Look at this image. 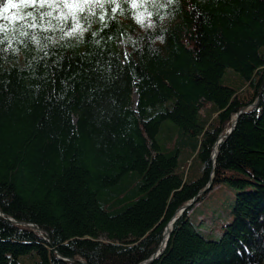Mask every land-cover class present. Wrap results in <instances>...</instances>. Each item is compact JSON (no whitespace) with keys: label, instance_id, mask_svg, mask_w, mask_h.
Returning a JSON list of instances; mask_svg holds the SVG:
<instances>
[{"label":"trees","instance_id":"trees-1","mask_svg":"<svg viewBox=\"0 0 264 264\" xmlns=\"http://www.w3.org/2000/svg\"><path fill=\"white\" fill-rule=\"evenodd\" d=\"M210 178L151 264H264V0H0V209L50 239L0 264H139Z\"/></svg>","mask_w":264,"mask_h":264},{"label":"water","instance_id":"water-1","mask_svg":"<svg viewBox=\"0 0 264 264\" xmlns=\"http://www.w3.org/2000/svg\"><path fill=\"white\" fill-rule=\"evenodd\" d=\"M257 103H258V98L256 99L255 102L251 103L248 106L242 107L237 112H235V114L233 116V120L231 119L230 127L225 132H222L220 134L217 142L213 146V152H212V157H211L213 163L215 162V159H216L217 154H218L217 146L219 145V143H221L235 128V125L237 123L239 116L241 114L247 112L250 108L255 107L257 105ZM212 183H213V178H210L209 181L207 182V184L203 187V189H201L197 193L196 196H194L188 202L182 204L176 210V212L174 213V215L171 217V219L169 220V222L166 224V226L164 228L160 244L158 245L156 251L153 254H151L147 259L140 262L139 264H151V263H153V261H155L162 254V252L165 250V248L167 246L170 234L172 232L174 222H176L186 210H189L193 204L198 202V198L200 196H202L203 194H205L211 188ZM0 218L4 219L5 221L10 222L12 224L19 225L23 228L32 229L35 232H37L39 235L43 236V238L45 240H47L48 243H50V239H48L49 234L47 233L45 228L40 227V226L33 224V223L18 221L16 219L6 215L5 213H3V211L1 209H0ZM56 254L59 258H61L63 260H67V261H71V262L77 261V262H80L81 264H87L86 261H84L83 259H76L74 257H63L58 252H56Z\"/></svg>","mask_w":264,"mask_h":264},{"label":"rangeland","instance_id":"rangeland-1","mask_svg":"<svg viewBox=\"0 0 264 264\" xmlns=\"http://www.w3.org/2000/svg\"><path fill=\"white\" fill-rule=\"evenodd\" d=\"M231 71L230 70H227L226 71V75L228 77L231 76V80H226V83L228 85H231V86H235V83L237 84V79H238V75L236 76V73L234 72H231L230 76L228 75ZM132 100L133 102H135V96L134 94L132 95ZM234 116V115H233ZM233 119V117H232ZM165 125H171L170 121H164L163 122V126ZM236 190L233 189V188H229L225 185H223V188L222 189H219L217 190L216 192H213L212 196H214L212 199H205L203 201V206H207L209 205L211 202H213L214 205L217 206V210L220 214L221 217H225V221H229L230 220V215H228L227 213V205H228V201L232 199V194L235 192ZM207 208V207H206ZM207 211L210 210L211 211V206H209V208L206 209ZM191 212V211H190ZM227 213V214H226ZM206 215V214H205ZM204 215V216H205ZM218 217V216H217ZM211 218V217H209ZM217 219V218H216ZM221 219L217 220V223L220 222ZM195 221V225L197 224V226L200 227V229H202V224L200 221L198 220H194ZM215 220H210V219H207V221H204L203 223L206 225V226H212L214 224Z\"/></svg>","mask_w":264,"mask_h":264},{"label":"clouds","instance_id":"clouds-1","mask_svg":"<svg viewBox=\"0 0 264 264\" xmlns=\"http://www.w3.org/2000/svg\"><path fill=\"white\" fill-rule=\"evenodd\" d=\"M5 38H6V37H5ZM157 39H158L161 43H164V37H163V36H158ZM7 47L12 48L13 51H15V52H18V51H19L18 48H15V47H14V45L12 44V41H11V40L8 41V45H7Z\"/></svg>","mask_w":264,"mask_h":264},{"label":"bare ground","instance_id":"bare-ground-1","mask_svg":"<svg viewBox=\"0 0 264 264\" xmlns=\"http://www.w3.org/2000/svg\"><path fill=\"white\" fill-rule=\"evenodd\" d=\"M233 120V119H232Z\"/></svg>","mask_w":264,"mask_h":264}]
</instances>
